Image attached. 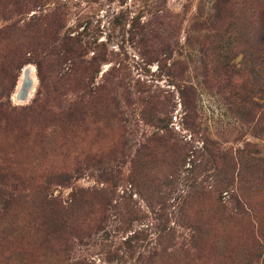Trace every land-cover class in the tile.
Returning a JSON list of instances; mask_svg holds the SVG:
<instances>
[{
    "label": "rangeland",
    "instance_id": "374dc122",
    "mask_svg": "<svg viewBox=\"0 0 264 264\" xmlns=\"http://www.w3.org/2000/svg\"><path fill=\"white\" fill-rule=\"evenodd\" d=\"M0 264H264V0H0Z\"/></svg>",
    "mask_w": 264,
    "mask_h": 264
},
{
    "label": "water",
    "instance_id": "95a60500",
    "mask_svg": "<svg viewBox=\"0 0 264 264\" xmlns=\"http://www.w3.org/2000/svg\"><path fill=\"white\" fill-rule=\"evenodd\" d=\"M25 70V71H24ZM21 80L19 81V85H17V89L14 92V99L17 102H26L30 96V93L33 88V79L31 76V69H21ZM23 72V73H22Z\"/></svg>",
    "mask_w": 264,
    "mask_h": 264
},
{
    "label": "bare ground",
    "instance_id": "6f19581e",
    "mask_svg": "<svg viewBox=\"0 0 264 264\" xmlns=\"http://www.w3.org/2000/svg\"><path fill=\"white\" fill-rule=\"evenodd\" d=\"M25 69H28V68H25ZM25 71V70H24ZM23 73V72H22ZM31 76H32V71H31ZM21 77H22V74H20V77L18 78V83H17V85H19V81L21 80ZM16 89H17V87H16ZM14 98V97H13Z\"/></svg>",
    "mask_w": 264,
    "mask_h": 264
},
{
    "label": "trees",
    "instance_id": "16d2710c",
    "mask_svg": "<svg viewBox=\"0 0 264 264\" xmlns=\"http://www.w3.org/2000/svg\"><path fill=\"white\" fill-rule=\"evenodd\" d=\"M35 66L37 67V65L35 64ZM14 87H15V84H14ZM67 179H65V177H64V179H63V181H66Z\"/></svg>",
    "mask_w": 264,
    "mask_h": 264
}]
</instances>
